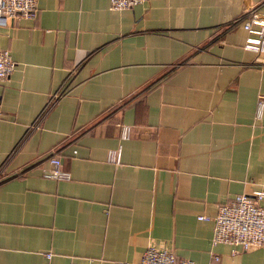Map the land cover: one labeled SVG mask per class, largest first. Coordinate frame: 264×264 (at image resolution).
Here are the masks:
<instances>
[{
	"label": "crops",
	"instance_id": "obj_1",
	"mask_svg": "<svg viewBox=\"0 0 264 264\" xmlns=\"http://www.w3.org/2000/svg\"><path fill=\"white\" fill-rule=\"evenodd\" d=\"M250 15L264 0H37L0 27V264H134L149 244L264 264L211 244L217 206L264 191V55L231 26ZM54 153L66 180L42 175Z\"/></svg>",
	"mask_w": 264,
	"mask_h": 264
},
{
	"label": "built area",
	"instance_id": "obj_2",
	"mask_svg": "<svg viewBox=\"0 0 264 264\" xmlns=\"http://www.w3.org/2000/svg\"><path fill=\"white\" fill-rule=\"evenodd\" d=\"M111 10L129 9L142 4L145 0H107ZM37 14V0H0V27L11 28L17 20H34ZM241 24L247 33L243 48L259 57L264 55V19L252 15L247 18H237L231 22V26ZM15 63L7 50H0V80L7 79L14 69ZM60 96L59 92H53L49 96V102L54 103ZM264 110V95H258L255 106V117L260 118ZM120 138H124L127 132L126 125H120ZM120 158L119 148L107 152V161L118 164ZM48 169L43 171L45 178L54 180L68 179V173L59 168L57 155L47 157ZM1 172V169H0ZM199 219L205 218L199 216ZM213 221V234L211 244H225L230 246L232 254L245 252L264 246V191L255 190L252 194L239 193L231 200L217 206ZM49 253H45L48 258ZM218 260V256H213ZM66 264H72L70 262ZM115 264H128L116 262ZM134 264H194L188 258L178 257L166 248H158L155 245H147L139 260Z\"/></svg>",
	"mask_w": 264,
	"mask_h": 264
}]
</instances>
